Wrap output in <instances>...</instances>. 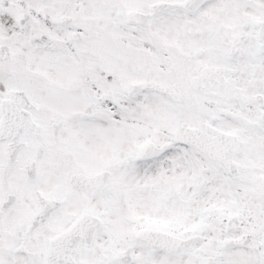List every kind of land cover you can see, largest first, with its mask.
Listing matches in <instances>:
<instances>
[{"label": "snow or ice", "instance_id": "1", "mask_svg": "<svg viewBox=\"0 0 264 264\" xmlns=\"http://www.w3.org/2000/svg\"><path fill=\"white\" fill-rule=\"evenodd\" d=\"M0 264H264V0H0Z\"/></svg>", "mask_w": 264, "mask_h": 264}]
</instances>
